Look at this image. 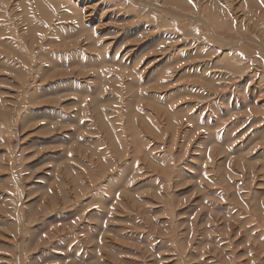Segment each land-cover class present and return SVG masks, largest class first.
Segmentation results:
<instances>
[{"label": "rangeland", "instance_id": "1", "mask_svg": "<svg viewBox=\"0 0 264 264\" xmlns=\"http://www.w3.org/2000/svg\"><path fill=\"white\" fill-rule=\"evenodd\" d=\"M175 1L0 0V264H264V0Z\"/></svg>", "mask_w": 264, "mask_h": 264}, {"label": "bare ground", "instance_id": "2", "mask_svg": "<svg viewBox=\"0 0 264 264\" xmlns=\"http://www.w3.org/2000/svg\"><path fill=\"white\" fill-rule=\"evenodd\" d=\"M166 3H177L175 0H164ZM179 1V0H178ZM177 5V4H176ZM75 7V6H74ZM72 7V10L73 12L78 16L81 15V12ZM203 11H206L210 16H212V25H214L213 27H215L216 29L219 28V27H222L224 25V22L222 20H219L216 16V11H215V8L214 7H211V6H206L204 7ZM66 15V14H64ZM211 25V27H212Z\"/></svg>", "mask_w": 264, "mask_h": 264}, {"label": "snow or ice", "instance_id": "3", "mask_svg": "<svg viewBox=\"0 0 264 264\" xmlns=\"http://www.w3.org/2000/svg\"><path fill=\"white\" fill-rule=\"evenodd\" d=\"M190 2H191V0H190Z\"/></svg>", "mask_w": 264, "mask_h": 264}]
</instances>
